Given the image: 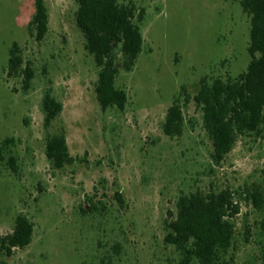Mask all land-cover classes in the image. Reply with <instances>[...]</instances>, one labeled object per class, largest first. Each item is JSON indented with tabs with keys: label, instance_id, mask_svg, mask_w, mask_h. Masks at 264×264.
Returning <instances> with one entry per match:
<instances>
[{
	"label": "rangeland",
	"instance_id": "374dc122",
	"mask_svg": "<svg viewBox=\"0 0 264 264\" xmlns=\"http://www.w3.org/2000/svg\"><path fill=\"white\" fill-rule=\"evenodd\" d=\"M134 2L145 10L136 19L144 48L134 69L117 77L129 102L125 110H103L100 68L77 24V0H46L49 32L41 42L30 34L35 0H0V146L13 139L0 161V234L12 232L19 214L34 223L32 243L3 256L6 264H179L181 252L166 236L168 212L177 211L182 195L264 192V124L260 135H240L220 165L194 100L184 105L183 133L164 131L183 86L193 97L203 77L228 80L247 70L250 16L234 0ZM14 42L36 72L28 91L22 77L8 73ZM50 88L64 109L46 128ZM62 128L77 160L58 169L47 156V138ZM236 197L242 212L233 220L228 259L264 264V207Z\"/></svg>",
	"mask_w": 264,
	"mask_h": 264
},
{
	"label": "trees",
	"instance_id": "16d2710c",
	"mask_svg": "<svg viewBox=\"0 0 264 264\" xmlns=\"http://www.w3.org/2000/svg\"><path fill=\"white\" fill-rule=\"evenodd\" d=\"M251 18L249 53L251 61L246 71L236 78L221 77L201 80L195 96L185 86L169 108L164 131L169 136L181 135L185 128L184 105L194 100L202 113L203 126L213 140L212 159L220 165L234 149L240 135H260L264 124V0H234ZM76 21L85 37L86 50L94 56L100 68L96 91L103 110H125L129 94L117 86L121 69L132 71L144 48V37L136 19L142 20L144 9L134 0H77ZM36 12L30 23V34L39 42L49 32V13L46 0H35ZM8 73L22 77L23 90L28 91L36 76L31 62L26 61L18 42L10 49ZM184 100V101H183ZM64 109V104L45 92L43 111L46 128L52 127ZM13 142L7 139L0 146V161L5 148ZM47 156L55 168L61 169L77 160L70 153L65 130L49 133ZM10 167L18 171L17 159L11 157ZM236 195H244L258 209L264 207V192L244 187L236 192H191L182 195L177 211H169L166 242L181 252L179 264H232L228 253L233 245V220L242 212ZM124 204L123 195L116 193ZM34 223L25 214L16 218L12 232L0 234V264L3 256L11 257L17 249H24L33 241Z\"/></svg>",
	"mask_w": 264,
	"mask_h": 264
}]
</instances>
